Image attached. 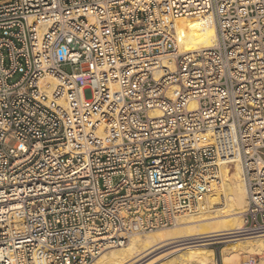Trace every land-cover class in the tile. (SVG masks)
<instances>
[{"label":"built area","instance_id":"obj_1","mask_svg":"<svg viewBox=\"0 0 264 264\" xmlns=\"http://www.w3.org/2000/svg\"><path fill=\"white\" fill-rule=\"evenodd\" d=\"M203 12L216 45L161 65ZM236 160L241 232L262 234L264 0H0V264L173 227Z\"/></svg>","mask_w":264,"mask_h":264},{"label":"bare ground","instance_id":"obj_2","mask_svg":"<svg viewBox=\"0 0 264 264\" xmlns=\"http://www.w3.org/2000/svg\"><path fill=\"white\" fill-rule=\"evenodd\" d=\"M172 33L177 54L172 56L173 61H160L169 70H175L179 54L211 48L217 43L210 12L176 18ZM246 207L240 162L223 164L221 182L209 190L195 209L183 213L175 226L132 234L122 246L104 248L87 264H214L216 253L224 264L232 254H262L264 264V233L241 232ZM214 238L221 241L217 248L209 243Z\"/></svg>","mask_w":264,"mask_h":264},{"label":"rangeland","instance_id":"obj_3","mask_svg":"<svg viewBox=\"0 0 264 264\" xmlns=\"http://www.w3.org/2000/svg\"><path fill=\"white\" fill-rule=\"evenodd\" d=\"M168 228H172V227H168ZM168 228H161V229H168ZM220 239L219 238H214L211 239L209 241V243L214 247L217 248L218 245L220 244ZM260 256L263 257L262 254H257V253H249V254H232L229 258L226 259L225 264H240L242 261H244L246 258H248L249 256ZM263 259V258H262ZM215 263L214 264H224L222 261V259L217 255H215ZM231 262V263H230ZM263 264V262H262Z\"/></svg>","mask_w":264,"mask_h":264}]
</instances>
